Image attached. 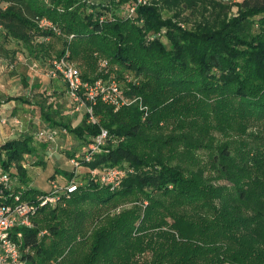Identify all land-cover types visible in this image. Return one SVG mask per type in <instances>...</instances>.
Returning <instances> with one entry per match:
<instances>
[{
	"label": "trees",
	"instance_id": "trees-1",
	"mask_svg": "<svg viewBox=\"0 0 264 264\" xmlns=\"http://www.w3.org/2000/svg\"><path fill=\"white\" fill-rule=\"evenodd\" d=\"M143 1L0 0L1 56L24 49L43 59L57 40L62 47L54 59L84 67L83 81L127 82L121 72L132 74L125 94L141 97L147 108L146 114L137 105L115 111L97 100L93 120L84 113L73 127L59 101L36 99L39 82L23 81L27 92L7 98L30 112L25 133L0 141V174L10 177L13 194L34 201L48 193L25 185L22 165L44 164L49 143L36 138L43 128L78 140L82 154L69 156L87 169L69 199L38 207L32 227L17 229L23 258L27 264H264V0ZM42 20L51 27H41ZM49 79L67 94L59 77ZM161 122L174 124L170 135L158 131ZM102 130L105 143L87 161V146ZM216 131L226 137L218 145ZM111 168L124 172L114 189L91 174ZM56 173L76 182L73 172ZM121 202L132 206L102 219ZM95 219L100 226L88 235Z\"/></svg>",
	"mask_w": 264,
	"mask_h": 264
},
{
	"label": "rangeland",
	"instance_id": "rangeland-1",
	"mask_svg": "<svg viewBox=\"0 0 264 264\" xmlns=\"http://www.w3.org/2000/svg\"><path fill=\"white\" fill-rule=\"evenodd\" d=\"M50 42L52 43V48L49 49L48 55L50 56L49 59H54L56 57V53L60 51L62 43L54 39L50 40ZM7 47L11 49H16L14 45ZM48 55L46 58H48ZM46 58L34 59L30 57L28 55V52L24 49L17 50L14 56H12V54H9L8 57L0 55V108L8 109V97L23 95V93L25 92L23 81L28 82L29 85H33L34 83L39 82L42 86L38 90H33L37 97L36 99H39V102H43L45 99L48 98L46 105L48 103H55V101H59V105H61L62 109H64L65 114L71 117L72 126H77L81 122L82 116L84 115V109L78 108V110H76V104L72 103L71 99L66 94L64 86L60 82L50 80L46 76V73L50 68L49 61ZM71 63L80 71V73L85 72L84 67L79 66V64L75 62ZM121 73L124 77L127 78V82L124 80L116 79L115 76L114 80H118L123 95L128 96L127 94H125L129 89L128 83L135 80V78L132 74L127 71H123ZM55 88L58 89L55 93L58 94L60 92V98H56L54 96L53 90ZM21 107L25 109L20 110L18 112L17 116L22 121V124H18L17 127L13 125V122H11L12 116L9 113L2 114L3 118L6 121V124L10 123L11 128L8 126L10 128L9 134L12 135V137L18 136L20 132L24 131L25 127L28 124V116L26 114L30 113L29 109L23 105H21ZM38 118L39 116L38 114H36L35 118L32 119L34 126L40 124ZM4 125L5 124H1L0 122L1 141H6L9 138L7 131L4 129ZM159 126L161 129L158 131H160L163 135H170L173 132V123L166 125L165 123L161 122ZM182 133L183 132H176L175 135L180 136ZM212 136L215 139V145H218V142L223 141L226 138L224 135L218 134L217 131L212 132ZM36 145L37 147H39L38 144ZM80 150L81 149L79 141L76 140L72 135L67 134L65 136H59L56 141L49 144L48 149L41 152L44 164L38 165L36 164L37 162L35 164H27L23 162L22 165L25 167V185L33 187L35 190L40 192H48L51 190V177H54L53 180H55V182L59 185L67 184L66 181L59 174L56 173L57 170L69 173L73 172L75 175V181L77 183L82 182L84 176L87 173V169L81 166L80 164L79 167L76 168L74 164L71 163V160H75V162H78L76 160L77 158L69 156L71 151L78 152V154L76 155L80 156L82 154ZM196 153V155L199 157V159H201V161L207 162L206 155L203 153V151L199 150ZM38 160L39 159H36L34 157L29 159L30 162H35ZM12 186H14V184H12ZM131 206L132 203L121 202L119 205H117V207L111 208L109 213H107V211V214L104 212L102 214V219L105 220L106 216L116 215L120 211L130 208ZM99 220L95 219L94 223L91 226H87L86 229L88 235L100 226Z\"/></svg>",
	"mask_w": 264,
	"mask_h": 264
},
{
	"label": "built area",
	"instance_id": "built-area-1",
	"mask_svg": "<svg viewBox=\"0 0 264 264\" xmlns=\"http://www.w3.org/2000/svg\"><path fill=\"white\" fill-rule=\"evenodd\" d=\"M138 3H144V1L138 0ZM133 12L134 7L130 9V14ZM40 26L51 27L50 23L45 20L40 21ZM104 64H106L105 61L101 62L100 65L104 66ZM46 76L48 78L59 77L65 83L69 98L72 103L76 104L75 109L83 108L84 113L89 116V120H93L92 107L97 100L113 107L115 111L121 107L137 105L146 114L147 108L143 105L141 97L124 96L119 83L114 79L99 78L93 82L83 81L80 71L66 58L50 61V68ZM58 136L59 131L56 129L43 128L36 134L38 141L49 144L56 141ZM106 138L107 131L102 130L101 134L88 144V153L85 155L87 161L91 159L92 154L100 151V147L104 145ZM71 163L76 168L79 167L75 160H71ZM123 173V170L118 168L91 171L93 176H98L102 184H107L112 189L118 187L119 179ZM11 187L10 177L7 174H0V264H27L19 243L22 239V232L17 229L31 228L33 225L32 218L38 207L56 206L61 203L63 197L69 199L70 195L77 191L78 184L73 181L65 185L51 182V190L44 195L36 196L34 201H25L19 194H13Z\"/></svg>",
	"mask_w": 264,
	"mask_h": 264
},
{
	"label": "crops",
	"instance_id": "crops-1",
	"mask_svg": "<svg viewBox=\"0 0 264 264\" xmlns=\"http://www.w3.org/2000/svg\"><path fill=\"white\" fill-rule=\"evenodd\" d=\"M25 92H27V90H25ZM7 105H8V107H7L8 109H2V108H0V122H1V124H5L4 125L5 126L4 129L7 131L8 137L9 138H12V135L9 134V132H10L9 129L11 128L10 123L9 124H6V121L3 118V115L2 114L9 113L11 116H13L12 119H11L12 120L11 122H13V125L17 127L18 124H22V121L17 116L18 114L15 117H14V114L15 113H18L20 110H23L25 108H22L20 104H17L14 101L8 102ZM27 120H29V118ZM17 122H19V123H17ZM41 126H42V124H41ZM41 126H39L38 129H36L33 133L35 134L37 131L40 130V128H43ZM20 131H22V130H20ZM23 133H25V132L24 131L20 132V134H23Z\"/></svg>",
	"mask_w": 264,
	"mask_h": 264
}]
</instances>
